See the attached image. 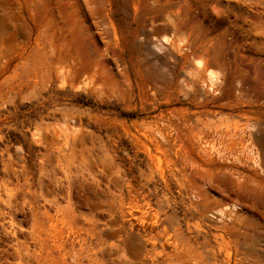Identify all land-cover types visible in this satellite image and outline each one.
Wrapping results in <instances>:
<instances>
[{
  "label": "rangeland",
  "instance_id": "374dc122",
  "mask_svg": "<svg viewBox=\"0 0 264 264\" xmlns=\"http://www.w3.org/2000/svg\"><path fill=\"white\" fill-rule=\"evenodd\" d=\"M0 264H264V0H0Z\"/></svg>",
  "mask_w": 264,
  "mask_h": 264
}]
</instances>
